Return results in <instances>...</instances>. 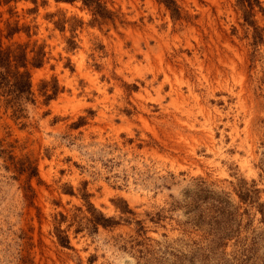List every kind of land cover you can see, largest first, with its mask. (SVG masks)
<instances>
[{"label":"rangeland","instance_id":"obj_1","mask_svg":"<svg viewBox=\"0 0 264 264\" xmlns=\"http://www.w3.org/2000/svg\"><path fill=\"white\" fill-rule=\"evenodd\" d=\"M102 1L0 5L44 52L26 117L0 103V264H264V10Z\"/></svg>","mask_w":264,"mask_h":264},{"label":"trees","instance_id":"obj_2","mask_svg":"<svg viewBox=\"0 0 264 264\" xmlns=\"http://www.w3.org/2000/svg\"><path fill=\"white\" fill-rule=\"evenodd\" d=\"M11 0H0V5L3 3H8ZM56 3H72L75 1H80L81 4L89 9L93 15V21L98 23L104 22L106 20H111L113 12L106 7V4L102 0H53ZM162 2L171 12L173 17H178L179 6L175 0H158ZM239 7L244 12L245 20L251 15L254 6L257 5L259 9L264 10L260 6L258 0H237ZM247 14V15H246ZM65 20L61 19L55 22L56 26L63 30ZM254 25L253 22H250ZM7 32L5 36L11 38L16 32L24 29L28 33V28L18 27L17 24H7ZM255 32H257V27H255ZM3 34L0 29V103L11 111V115L15 120H21L25 118L26 107L28 104H34L35 98L32 91V83L30 76L29 67H40L43 64L44 52L42 47H38L33 51L31 57L28 55L27 46L21 43H14L4 45ZM51 93L45 92L46 100H50L57 93V85L51 86ZM23 171V168H22ZM31 175L36 174V170H32ZM89 207L92 205L88 202ZM97 215H93L88 219V221L96 228L97 224L102 226H111L115 222L113 219L105 218L103 214L98 211ZM64 218V216L61 214ZM56 237L58 242L62 246L69 245V239L64 231L58 226L55 227Z\"/></svg>","mask_w":264,"mask_h":264}]
</instances>
